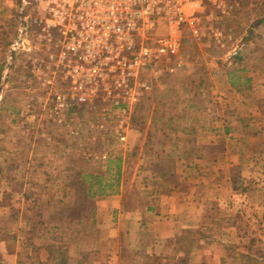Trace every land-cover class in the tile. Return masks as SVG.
I'll list each match as a JSON object with an SVG mask.
<instances>
[{"label": "rangeland", "instance_id": "1", "mask_svg": "<svg viewBox=\"0 0 264 264\" xmlns=\"http://www.w3.org/2000/svg\"><path fill=\"white\" fill-rule=\"evenodd\" d=\"M25 9L22 0H0L4 264H14L15 254L17 264H29L26 256L34 252L44 264H85L86 253L104 254L111 247L118 254L114 264H264V128L259 136L243 130L249 114L241 123L230 119L237 104L250 103L249 96L231 94L232 84L247 88L251 68L256 73L264 64V0H241L217 22L235 42L207 47L184 38V68L158 83L125 120L86 111L49 113V93L59 82L47 83L46 50L32 35L13 50ZM236 43L241 52L231 56ZM233 128L242 142L229 138ZM100 180L112 184V191L105 189L109 195L74 202L89 185L97 191ZM111 196L119 205L114 212ZM171 196L185 215L196 204L199 221L181 230L175 242H162L155 240L166 233L157 229V220L168 216L164 198ZM116 227L117 241L110 243L105 233ZM203 250L209 254L202 261Z\"/></svg>", "mask_w": 264, "mask_h": 264}, {"label": "built area", "instance_id": "2", "mask_svg": "<svg viewBox=\"0 0 264 264\" xmlns=\"http://www.w3.org/2000/svg\"><path fill=\"white\" fill-rule=\"evenodd\" d=\"M241 0H22L13 50L32 35L46 50L49 113L116 114L124 120L155 86L186 65L182 44L235 42L217 25ZM208 9L213 12H208ZM239 43V42H238ZM230 53L234 56L241 46ZM53 89V87H52ZM51 91V90H49ZM102 128L101 122L93 121ZM120 140H124L122 133Z\"/></svg>", "mask_w": 264, "mask_h": 264}, {"label": "crops", "instance_id": "3", "mask_svg": "<svg viewBox=\"0 0 264 264\" xmlns=\"http://www.w3.org/2000/svg\"><path fill=\"white\" fill-rule=\"evenodd\" d=\"M245 45H246V48H249L250 50L253 49V48H251L250 42L245 44ZM238 52H241V51H238ZM247 54H248L247 49L244 51V53L242 52L243 58L242 57L241 58L245 62H246L245 56ZM248 56H249V54H248ZM241 58H239V60H241ZM263 68H264V64H263L261 70L257 69L256 73H254V69L251 68L252 73H250L249 76H247V80H248L247 88L242 89L239 87H234V88H231L232 90L229 89V90H231V94L234 95L236 98H246L248 96L250 98V103H248L246 106H241V105L237 104L236 107H234V111L232 112V115L230 117L231 120H234L236 122L241 123L242 116L244 114H247V115L249 114V117H248V120H249L248 123L249 124L248 125L246 124L244 126L242 125L243 130H250L251 129L255 132L257 130H260L261 128H264V84L262 85L264 78L259 81V77L262 76L263 75L262 72H264ZM259 91H261L263 93V95L260 97H259ZM254 114H258V115H260V117L259 118L258 117H255V118L252 117ZM236 128H238V127H236ZM228 131H231L228 133V136L230 139L241 141V138H239V136L241 134L239 132H238L239 134L236 133L235 128L229 129ZM256 135L259 136L258 131H257ZM253 140L254 139H251L252 142H253ZM172 197L173 196H171V198H169V197L164 198L168 201V202L166 201V203H168L167 208H166V209H168V216L161 217V215L158 216V213H156V212L154 213V215L156 217L157 216L159 217V219L157 220V222H158L157 229L164 230L167 233V234L165 233L164 236L159 235L157 237V239H155V240H158V241L161 240L162 242L166 241V240H170V241L175 242V240L177 239V236L181 233V230H185V228H187L189 225L197 226V224H198L199 219L194 217V214L196 212V204H190V207H188V214L185 215L183 205L181 206L180 204H178L179 202H176V200L172 199ZM113 198H115V196L109 197L110 200L108 201L111 204L109 207V208H111V212H114L115 210L119 209L118 201L117 202L114 201ZM149 210H152V209L149 208ZM220 234L224 235L226 233L222 232ZM105 235H106L107 240H109L110 243H114L115 240L117 241L116 238L118 236V228L116 227V232H114V231L112 232V230H111L109 232H106ZM212 241H215V240H212ZM215 243H219V242L215 241ZM199 252H200V250L197 251L196 255H198ZM206 252H207V250H203L201 252V254L199 256L200 260L203 261V258L209 254V253L206 254ZM76 253H77V256L79 258H81V256L83 255V254H81L80 251H77ZM69 254L71 256H74L71 253H69ZM34 255H35V252H34V254L28 253V255L26 256V258L29 259V264H44L43 259L38 260V259L33 257ZM70 255H68V256H70ZM147 255L152 257V253H150L149 251H146V256ZM241 255H243V254H241ZM83 256H82V258H84L86 260L85 264H114V262H116L118 260L117 251H115L112 247H111V249L106 250V252L104 254L102 252L93 251V252L86 253ZM14 257H15V259H14L15 263L14 264H17V255L15 254ZM218 259H219V257H218ZM4 260H5V257L0 253V264H4V262H3ZM200 264H203V262H201Z\"/></svg>", "mask_w": 264, "mask_h": 264}, {"label": "trees", "instance_id": "4", "mask_svg": "<svg viewBox=\"0 0 264 264\" xmlns=\"http://www.w3.org/2000/svg\"><path fill=\"white\" fill-rule=\"evenodd\" d=\"M238 79L239 78H237V80ZM244 83L245 84L248 83V80L245 79ZM232 85H233V87H236L234 84H232ZM136 106H138V105H136ZM136 109H137V107L135 108V110ZM119 170H120V159L116 161V172H115V174H117V176L119 175ZM85 176H86V178L91 179V180H96L97 179V177H95L93 175H90V174H86V175H84V177ZM100 178H102V176ZM117 181L118 180L116 179V184H117ZM98 184H99V187H98L97 191H95V192L92 191L91 190L92 189V185H89L87 192L86 193L84 192L82 195H78V198L74 202L77 203L79 201H83L84 199L93 198L96 195H99V196H101V195H109V192L107 193L105 191V189L106 188L107 189H111L112 188V184L104 183L103 185H100L101 184V180L98 182ZM91 191H92V193H91ZM110 191H112V189ZM53 228H56V227H53ZM59 264H63V261H60Z\"/></svg>", "mask_w": 264, "mask_h": 264}]
</instances>
